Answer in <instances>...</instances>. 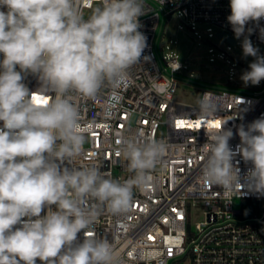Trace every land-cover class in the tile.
<instances>
[{
  "label": "clouds",
  "instance_id": "9594fccd",
  "mask_svg": "<svg viewBox=\"0 0 264 264\" xmlns=\"http://www.w3.org/2000/svg\"><path fill=\"white\" fill-rule=\"evenodd\" d=\"M82 4L0 0V264H124L121 252L95 237L92 226L101 210H129L134 189L149 185L168 149L143 134L121 135L116 154L132 173L123 183L95 165L74 166L95 126L85 123L78 101H95L106 89L118 96L147 47L139 31L144 0H101L86 18ZM230 9L227 20L235 37H244L243 55L255 58L241 80L257 86L264 80V56L247 25L264 19V0H230ZM259 33L264 41V27ZM28 75L39 81L35 92L23 82ZM35 96L47 103H36ZM108 103L115 107L114 100ZM197 105L205 118L220 110L208 92ZM237 133L233 149L231 129L206 132L201 178L225 195L246 189L264 196V114ZM237 157L251 165L243 174Z\"/></svg>",
  "mask_w": 264,
  "mask_h": 264
},
{
  "label": "built area",
  "instance_id": "2783aa9c",
  "mask_svg": "<svg viewBox=\"0 0 264 264\" xmlns=\"http://www.w3.org/2000/svg\"><path fill=\"white\" fill-rule=\"evenodd\" d=\"M97 2L101 0H83L82 10ZM144 2L146 13L139 17V31L146 36L147 47L139 63L130 68L129 82L118 96L106 89L95 101H78L85 123L95 121V126L87 134L84 152L74 166L95 165L106 178L123 183L132 173L127 170V162L116 154L121 135L143 134L164 141L168 149L151 172L149 185L144 190L134 189L129 210L119 215L101 210L92 234L108 239L121 252L124 264H170L187 255L191 264H264V196L258 197L246 189L241 190L244 195L239 190L225 195L219 186L205 185L201 178L206 160L202 150L207 142L206 132L222 126L231 129L234 135L229 144L235 149L240 143L238 127L241 124L246 127L264 114V80L257 86H246L241 78L237 79L249 67L234 51V47L242 45L244 37L237 39L227 20L231 14L230 0ZM175 15L197 38H201L197 26L208 24V37L217 36L226 42L224 48L216 44L208 48L209 62L227 74L224 83L195 81L197 72L189 71V78L193 79L189 81L203 87L198 100L208 92L220 104V110L212 118L199 115L198 101L192 104L175 97L179 73L187 65L173 50L176 40L164 42L162 38L166 24ZM247 27L253 29L249 36L252 43L264 46L259 33L264 19L259 26L250 22ZM220 31L224 35H218ZM259 52L264 56V51ZM219 62L228 69L215 64ZM178 64L180 67L176 69ZM23 82L32 92L40 86L32 75ZM109 100L115 101V107ZM217 123L219 127L213 126ZM234 164L241 174L251 167L239 157ZM242 200L254 204L239 208L237 202ZM198 203L204 206V218L192 231L191 208ZM83 238V232L79 233L78 241Z\"/></svg>",
  "mask_w": 264,
  "mask_h": 264
},
{
  "label": "rangeland",
  "instance_id": "374dc122",
  "mask_svg": "<svg viewBox=\"0 0 264 264\" xmlns=\"http://www.w3.org/2000/svg\"><path fill=\"white\" fill-rule=\"evenodd\" d=\"M97 2L95 4H99ZM90 8L84 9L85 17H87ZM182 25V28L179 27ZM208 24H199L197 29L201 34V38H197V36L193 33L187 25H185L176 15L172 17L168 23L166 24V28L164 30L163 41L167 42L170 38L176 40V43L173 44V50H175L181 61H183L187 68L179 73L180 83L179 89L176 94V98L187 103H196L198 101L199 93L202 91L203 87L196 82L189 81L193 80L189 78V71L193 69L197 72L194 80L198 79L206 82H214V83H224L227 80V74L223 73V70H217L214 68L213 64L208 60V48L212 44H216L219 47H225V40L223 38H219L217 36L208 37V32L206 31ZM214 30H217L216 27H213ZM259 50L264 51V46L261 44H253ZM234 51L237 53L239 57H241L244 62L249 66L250 63L254 61V57H245L243 55L242 45L234 47ZM261 55V53L259 52ZM222 67V69H228V66L222 65L220 62L215 63ZM249 70V69H248ZM244 72V71H243ZM241 76L237 79H240ZM247 200H242L241 202H237V206L242 208L243 204H247ZM245 211H249L246 207H244ZM204 206L200 203L196 204L191 208L190 214V227L191 230H195V224L204 218ZM37 262H40L37 260ZM170 264H191L190 256L180 257L176 260H173Z\"/></svg>",
  "mask_w": 264,
  "mask_h": 264
},
{
  "label": "snow or ice",
  "instance_id": "6c2138e0",
  "mask_svg": "<svg viewBox=\"0 0 264 264\" xmlns=\"http://www.w3.org/2000/svg\"><path fill=\"white\" fill-rule=\"evenodd\" d=\"M34 100L38 104L47 103V100L46 99H42L40 96H35ZM213 126L219 127L220 125L217 123L216 125H213Z\"/></svg>",
  "mask_w": 264,
  "mask_h": 264
},
{
  "label": "trees",
  "instance_id": "16d2710c",
  "mask_svg": "<svg viewBox=\"0 0 264 264\" xmlns=\"http://www.w3.org/2000/svg\"><path fill=\"white\" fill-rule=\"evenodd\" d=\"M247 202H248L247 204H254V203H252L253 201H251V200H248ZM252 210H255V209H252ZM256 212H257V210L256 211H252V212H248V214L252 215V214H254Z\"/></svg>",
  "mask_w": 264,
  "mask_h": 264
},
{
  "label": "water",
  "instance_id": "95a60500",
  "mask_svg": "<svg viewBox=\"0 0 264 264\" xmlns=\"http://www.w3.org/2000/svg\"><path fill=\"white\" fill-rule=\"evenodd\" d=\"M218 35L222 36V35H224V32L220 31V32L218 33ZM232 42L234 43L233 40H232Z\"/></svg>",
  "mask_w": 264,
  "mask_h": 264
}]
</instances>
